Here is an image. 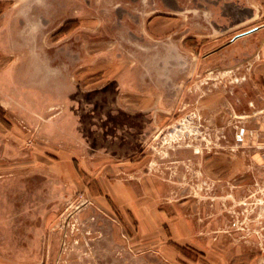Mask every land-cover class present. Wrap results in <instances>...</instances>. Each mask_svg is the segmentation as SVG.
<instances>
[{
    "label": "rangeland",
    "instance_id": "1",
    "mask_svg": "<svg viewBox=\"0 0 264 264\" xmlns=\"http://www.w3.org/2000/svg\"><path fill=\"white\" fill-rule=\"evenodd\" d=\"M30 3L0 0V264H264V28L190 54L153 0Z\"/></svg>",
    "mask_w": 264,
    "mask_h": 264
},
{
    "label": "crops",
    "instance_id": "2",
    "mask_svg": "<svg viewBox=\"0 0 264 264\" xmlns=\"http://www.w3.org/2000/svg\"><path fill=\"white\" fill-rule=\"evenodd\" d=\"M30 2V8L26 10V14L31 15L30 22L39 21L41 25L46 26L70 20L75 10L80 7V0ZM152 7L153 15L158 16L148 20L147 30L152 32L150 36L154 39L167 41L174 52L184 48L186 52L194 54L195 49L207 47L211 42L230 33L244 30L250 35H255L264 28V0H168V3L153 0ZM106 11L110 12L106 13L109 17L104 22L105 33H112L115 24L118 31L127 32L137 38L140 35L144 37L146 25L142 16L150 11L141 6L121 9L120 13H115L121 15L119 18H113L114 12L108 8H105ZM10 36H15V32L12 31ZM11 40L15 42V38ZM19 40L21 41V37ZM36 44L41 43L31 42L29 45ZM190 58L192 59V56ZM177 61L175 56L154 58V62L159 64Z\"/></svg>",
    "mask_w": 264,
    "mask_h": 264
},
{
    "label": "bare ground",
    "instance_id": "3",
    "mask_svg": "<svg viewBox=\"0 0 264 264\" xmlns=\"http://www.w3.org/2000/svg\"><path fill=\"white\" fill-rule=\"evenodd\" d=\"M35 24V23H34ZM196 24V23H195ZM191 26V25H190Z\"/></svg>",
    "mask_w": 264,
    "mask_h": 264
}]
</instances>
